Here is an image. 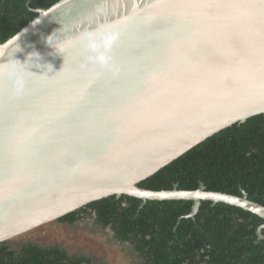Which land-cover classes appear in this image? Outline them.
<instances>
[{
    "label": "water",
    "instance_id": "water-1",
    "mask_svg": "<svg viewBox=\"0 0 264 264\" xmlns=\"http://www.w3.org/2000/svg\"><path fill=\"white\" fill-rule=\"evenodd\" d=\"M35 12L0 43V64L12 61L17 43L21 64L33 50L39 56L25 66L23 94L0 82V242L112 195L137 197L140 207L192 200L187 216L202 200L223 202L264 219V206L242 189L138 186L220 130L264 113L260 0H59ZM52 33L54 44L74 42L59 52L47 43ZM70 109L77 119L56 124Z\"/></svg>",
    "mask_w": 264,
    "mask_h": 264
},
{
    "label": "trees",
    "instance_id": "trees-1",
    "mask_svg": "<svg viewBox=\"0 0 264 264\" xmlns=\"http://www.w3.org/2000/svg\"><path fill=\"white\" fill-rule=\"evenodd\" d=\"M59 0H0V43ZM31 9V10H30ZM206 190L240 195L264 206V113L234 123L208 137L165 165L138 186L144 189ZM114 195L67 213L58 222L73 224L80 213L95 210L98 221L115 237L133 244L138 264H264V238L257 229L264 219L241 207L202 200L191 212L192 200H147ZM264 236V228L262 229ZM0 242V264H106L87 254L70 255L59 245L32 241L17 249Z\"/></svg>",
    "mask_w": 264,
    "mask_h": 264
},
{
    "label": "rangeland",
    "instance_id": "rangeland-1",
    "mask_svg": "<svg viewBox=\"0 0 264 264\" xmlns=\"http://www.w3.org/2000/svg\"><path fill=\"white\" fill-rule=\"evenodd\" d=\"M91 226L88 220L80 221L77 225L67 226L58 221H51L28 230L20 235L9 240L8 244L17 249L23 243L32 241L42 246L59 245L66 250L70 255L76 253L87 252L83 246L84 241L90 238L88 245L94 252L99 255L92 257L95 261H104L106 264H138L131 260L133 249L127 244H118L112 239L110 228L101 232V235H93L89 233L88 227ZM101 247V249H100ZM135 257V255H134Z\"/></svg>",
    "mask_w": 264,
    "mask_h": 264
},
{
    "label": "clouds",
    "instance_id": "clouds-1",
    "mask_svg": "<svg viewBox=\"0 0 264 264\" xmlns=\"http://www.w3.org/2000/svg\"><path fill=\"white\" fill-rule=\"evenodd\" d=\"M36 23H39V20ZM36 23H32V24L35 25ZM22 34H23V30L21 33H18V40ZM73 42L74 41H64L63 43L54 44L53 33L47 37V43L51 46H54L59 52L62 53L64 51V48L67 46V44ZM84 47L86 49L87 45L85 44ZM20 51H22V49L17 43V50L13 51L12 53V61L0 64V82H4L7 84L13 96H19L23 94V92L25 91L27 76L30 73L27 70L28 67L25 66L28 65L29 62H33V60L39 59L38 53L33 50L27 55L25 62L21 64L19 61L13 58L14 54ZM88 59H91V57H89ZM78 67L81 71L89 70L87 62H81L78 65ZM106 67H107L106 65L101 64L99 70L104 71L106 70Z\"/></svg>",
    "mask_w": 264,
    "mask_h": 264
},
{
    "label": "flooded vegetation",
    "instance_id": "flooded-vegetation-1",
    "mask_svg": "<svg viewBox=\"0 0 264 264\" xmlns=\"http://www.w3.org/2000/svg\"><path fill=\"white\" fill-rule=\"evenodd\" d=\"M96 219H97V214H96L95 210H92V209L89 210L88 209L87 211L80 213V218L77 221H75L73 224H70L68 222H61V223L66 224L67 226H73V225H77V223H79L80 221H86V220H88L90 222V224H91V226L88 227L89 233L90 234H93V235H98V236L101 235V232L103 230H105L107 228H110L111 233H112V235H111L112 236V239H114L116 243H118V244H127V245H130L132 247V249H133V255H131V260H134V262H141L142 261V257L139 255V253H137L134 250V247H133V244L132 243L127 242V241H122L120 239H117L115 237V231L109 225L103 226L101 224V221H98ZM90 240L91 239L88 238L87 239V243H86V240L84 241V244L85 245L83 247L87 249V252H82L81 251L80 253H76L74 255L87 254L91 258L92 262L100 263L101 260L95 261L93 259L92 255H91V254H93L94 256L99 255L100 254V251L98 253L94 252V250L91 248V245H88ZM100 249H101V247H100ZM134 255H135V257H134Z\"/></svg>",
    "mask_w": 264,
    "mask_h": 264
},
{
    "label": "snow or ice",
    "instance_id": "snow-or-ice-1",
    "mask_svg": "<svg viewBox=\"0 0 264 264\" xmlns=\"http://www.w3.org/2000/svg\"><path fill=\"white\" fill-rule=\"evenodd\" d=\"M260 4L262 7H264V0H260ZM209 9H211L212 7H214L213 5H209L208 6ZM84 100V97L80 98V101L82 102ZM78 106L79 107H85L86 105H84L83 103H79L78 102ZM77 107V105H73L72 109H75ZM70 109L68 112H64V113H60L55 117V123L56 124H62V123H66L68 121H75L78 117V112L75 110Z\"/></svg>",
    "mask_w": 264,
    "mask_h": 264
}]
</instances>
